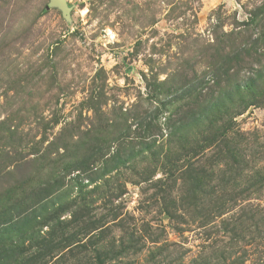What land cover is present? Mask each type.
I'll use <instances>...</instances> for the list:
<instances>
[{"label":"rangeland","instance_id":"374dc122","mask_svg":"<svg viewBox=\"0 0 264 264\" xmlns=\"http://www.w3.org/2000/svg\"><path fill=\"white\" fill-rule=\"evenodd\" d=\"M65 1L0 0V264H264V0Z\"/></svg>","mask_w":264,"mask_h":264},{"label":"water","instance_id":"95a60500","mask_svg":"<svg viewBox=\"0 0 264 264\" xmlns=\"http://www.w3.org/2000/svg\"><path fill=\"white\" fill-rule=\"evenodd\" d=\"M48 7L58 9L64 19H69L71 9L66 4L65 0H48Z\"/></svg>","mask_w":264,"mask_h":264},{"label":"trees","instance_id":"16d2710c","mask_svg":"<svg viewBox=\"0 0 264 264\" xmlns=\"http://www.w3.org/2000/svg\"><path fill=\"white\" fill-rule=\"evenodd\" d=\"M251 23H253V21H250L249 24H251ZM240 101H243V99H241ZM6 176L9 177V178H12L14 175H13L12 172H7ZM3 213H5V211H4V209H1V214H3ZM9 229H12V228L3 229V230L1 229L0 230V238H1V236H4L5 234H7V230H9ZM2 242H4V241H0V248L2 247L1 246Z\"/></svg>","mask_w":264,"mask_h":264}]
</instances>
